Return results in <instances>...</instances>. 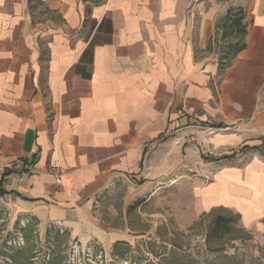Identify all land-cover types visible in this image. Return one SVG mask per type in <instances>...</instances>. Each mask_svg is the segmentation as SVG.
<instances>
[{
	"label": "crops",
	"instance_id": "0c3cea01",
	"mask_svg": "<svg viewBox=\"0 0 264 264\" xmlns=\"http://www.w3.org/2000/svg\"><path fill=\"white\" fill-rule=\"evenodd\" d=\"M38 1L41 17L0 0V223L109 245L102 196L159 151L196 161L207 140L210 157L235 156L209 157L229 164L198 188L199 212L264 229V0L244 6L246 46L222 71L219 12L199 0Z\"/></svg>",
	"mask_w": 264,
	"mask_h": 264
},
{
	"label": "rangeland",
	"instance_id": "374dc122",
	"mask_svg": "<svg viewBox=\"0 0 264 264\" xmlns=\"http://www.w3.org/2000/svg\"><path fill=\"white\" fill-rule=\"evenodd\" d=\"M197 1V0H195ZM206 10L219 15L209 47L219 62L229 36L221 40L222 23L230 10L244 6L255 10L256 0H199ZM30 9L41 17L43 6L31 0ZM195 159L174 149L170 159L163 151L153 155L144 172L130 182L119 181L102 196L95 208L97 216L120 238L109 245L98 240L87 243L71 238L59 228L38 226L34 219L0 223V264H225L211 248L224 247L237 253V260L264 264V229L240 220L228 234L206 241L210 211L199 212L197 192L211 185L225 162H211L208 141ZM200 150V152H201ZM183 177V178H182ZM132 184H135L133 186ZM134 189H141L134 192ZM110 207V210L108 208ZM232 209V208H231ZM236 212L235 209H232ZM224 212V211H220Z\"/></svg>",
	"mask_w": 264,
	"mask_h": 264
},
{
	"label": "trees",
	"instance_id": "16d2710c",
	"mask_svg": "<svg viewBox=\"0 0 264 264\" xmlns=\"http://www.w3.org/2000/svg\"><path fill=\"white\" fill-rule=\"evenodd\" d=\"M244 18L245 15L241 8L230 10L224 17L222 23L223 32L221 34V40H224L229 36H232L236 39L233 42H228L226 45L227 47L223 48L224 51L221 54V61L219 62V71H222L233 60V58L246 46L245 35L247 24L244 22ZM234 156L235 153H232L231 155L219 158L210 157V159L216 161L219 159H231ZM3 192L4 191L0 190L1 195L3 194ZM207 214L211 216V221L209 223L206 236L207 242H209V239L211 238L218 239L228 234L230 230L239 222L240 219L239 214L224 209H212ZM211 251L216 252V256L218 258L227 260L228 262H226L225 264H248L244 260V255L241 260H237V253H227L224 247L211 248Z\"/></svg>",
	"mask_w": 264,
	"mask_h": 264
}]
</instances>
